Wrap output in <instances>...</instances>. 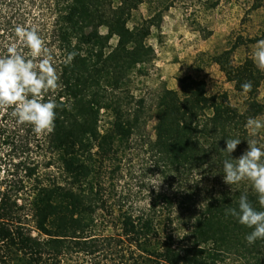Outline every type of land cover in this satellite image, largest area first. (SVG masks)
Wrapping results in <instances>:
<instances>
[{
	"label": "trees",
	"instance_id": "trees-1",
	"mask_svg": "<svg viewBox=\"0 0 264 264\" xmlns=\"http://www.w3.org/2000/svg\"><path fill=\"white\" fill-rule=\"evenodd\" d=\"M142 1L0 0V54L16 41L15 26L38 28L59 77L45 100L60 105L53 131L40 134L18 123L13 107L0 108V264H264V240L249 245L251 229L225 215L243 193L259 204L249 181L224 182L221 150L225 139H242L231 154L236 159L247 140L264 144V129L253 136L245 127L248 118L264 116V71L251 57L233 59L256 39L238 36L214 58L243 95L242 107L190 75L159 97L154 165L179 189L187 186L184 192L153 190L147 204L135 206L118 189L144 100L129 118L117 91L133 68L150 60L148 38L162 18L129 26ZM69 53L75 56L66 64ZM245 82L252 83L247 93ZM105 108L113 120L101 131Z\"/></svg>",
	"mask_w": 264,
	"mask_h": 264
},
{
	"label": "rangeland",
	"instance_id": "rangeland-1",
	"mask_svg": "<svg viewBox=\"0 0 264 264\" xmlns=\"http://www.w3.org/2000/svg\"><path fill=\"white\" fill-rule=\"evenodd\" d=\"M216 1L217 5L213 6L212 2ZM255 1L259 0H143L134 11L129 26L149 16H162L160 27H153L148 38L154 50L150 60L133 68L117 91L122 109L129 118L133 117L139 101L144 100L139 126L123 154V173L118 185L125 198L135 206L147 204L153 190L172 194L179 189L171 177L160 174L150 148L155 139L158 100L166 88L179 89V79L190 75L206 80L211 93L226 91L233 104L243 106V95L226 80L214 58L230 48L238 36L247 40L264 39V1L254 8ZM112 2L118 4L119 0ZM101 31L106 33L107 28L102 27ZM257 41H247L238 47L234 62L252 58ZM117 42V36H113L110 44L115 46ZM259 99L264 101V80ZM259 118L264 119V116ZM112 120L113 111L102 109L100 130H106ZM160 181L158 188L152 186ZM186 188L179 190L184 192ZM112 231V228L107 230L108 233Z\"/></svg>",
	"mask_w": 264,
	"mask_h": 264
},
{
	"label": "clouds",
	"instance_id": "clouds-1",
	"mask_svg": "<svg viewBox=\"0 0 264 264\" xmlns=\"http://www.w3.org/2000/svg\"><path fill=\"white\" fill-rule=\"evenodd\" d=\"M14 35L16 41L9 42L5 52L0 54V108L13 107L11 115L18 123L31 125L37 134L50 133L60 107L55 99L45 100V94L58 88L59 77L53 58L38 28L17 25ZM21 46L28 50L27 54ZM74 56L75 53H69L65 63H71ZM252 59L258 68L264 69V39L257 41ZM241 89L244 93L251 91L252 83H243ZM245 127L255 136L264 129V119L248 118ZM241 140L225 139L226 147L221 149L227 157L223 160V180L230 186L249 181L257 194L259 208L243 193L236 207L225 209V215L251 229L245 235L246 242L251 245L264 240V144L247 140V149L233 159L231 154ZM161 182L152 186L158 188Z\"/></svg>",
	"mask_w": 264,
	"mask_h": 264
}]
</instances>
